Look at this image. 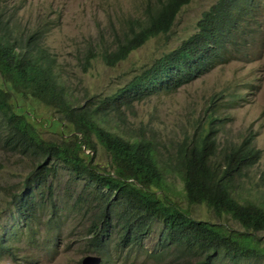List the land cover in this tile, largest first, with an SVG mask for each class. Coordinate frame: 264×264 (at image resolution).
<instances>
[{
	"label": "trees",
	"instance_id": "obj_1",
	"mask_svg": "<svg viewBox=\"0 0 264 264\" xmlns=\"http://www.w3.org/2000/svg\"><path fill=\"white\" fill-rule=\"evenodd\" d=\"M192 2H149L141 18L129 21V33L117 39L116 49L102 53L105 62L116 66L146 42L169 35ZM0 28L6 31L0 36V151L20 156L31 168L22 188L12 194L15 225H21L12 230L24 233L18 242L25 240L26 248L45 251L57 246L43 241L38 230L43 223L46 230L59 232L60 240L66 221L51 177L63 165L70 175L64 192L75 202L74 211L90 223L87 252L102 256L103 264H112L114 255L126 263L145 250L156 220L164 224L161 239L156 250L145 251L154 263L264 264V239L193 219L167 194L157 193L166 190L167 175L177 173L191 205L206 204L217 217L228 215L248 231H264V206L232 196L237 179L262 158V151L254 147L256 134L220 150L218 136L224 126L214 117V104L215 109L178 144L175 157L164 161L159 142L143 128L132 135L125 114L152 96L177 93L219 66L257 61L264 47V0H218L202 13L196 33L178 48L160 55L113 93L84 102L68 90L57 59L44 47L45 29H36L27 39H13L2 19ZM95 56H86L85 69ZM27 99L57 108L60 116L49 128L62 126L63 139H44L39 131L44 124L24 104ZM111 122L120 123L122 130L111 128ZM98 145L107 151L112 171L96 163ZM80 181L86 184L79 194L75 187ZM12 236L9 231L0 234V258L39 264L35 256L19 255V248L9 245Z\"/></svg>",
	"mask_w": 264,
	"mask_h": 264
},
{
	"label": "rangeland",
	"instance_id": "obj_2",
	"mask_svg": "<svg viewBox=\"0 0 264 264\" xmlns=\"http://www.w3.org/2000/svg\"><path fill=\"white\" fill-rule=\"evenodd\" d=\"M155 1L0 0V19L7 25L13 39H27L36 29H45L44 47L57 59V70L68 90L84 102L88 97L102 98L113 93L160 55L178 48L196 33L202 13L218 0H193L182 11L169 35L153 38L133 51L125 61L109 66L102 53L115 50L117 39L129 33V21L141 18L147 4ZM4 35L6 31L0 28V36ZM90 52L96 56L91 67L85 69V59ZM23 102L35 110L39 122L44 124L39 131L45 140L63 139L62 126L49 128L52 120L56 121L60 116L57 108L33 99ZM214 104L218 106L214 117L220 119L224 126L218 136L220 150L233 144L240 145L249 133L256 134L254 147L262 151V158L255 167L245 170V175L237 179V189L232 191V196L243 203L249 201L264 206V47L257 61H237L219 66L177 93L155 95L135 104L132 109L125 110L129 123L126 128L132 135H138L143 128L150 138L159 142V151L165 161L175 157L178 144L188 133H193L197 121L206 118L215 109V106L211 108ZM116 123L111 122L110 127H117L121 131L119 127L123 126ZM104 127L107 128L105 124ZM85 152L94 154L86 149ZM95 161L101 168L112 171L110 157L101 145H98ZM0 166L3 168L0 171V234L5 231L15 234L9 240V245L18 247L19 255L35 256L39 264H81L85 256L97 255L87 252L85 234L90 223L83 220V214L74 211L75 202L70 194L64 192L70 175L63 165H60L58 174L51 177L56 189L54 198L58 210L66 221L60 240L57 238L59 232L46 230L43 223L39 224L38 230L43 241L57 246L45 251L36 247L26 248L25 240L18 242L24 233L12 230L21 227L15 225L12 194L22 188L31 168L25 159L3 151H0ZM85 184V181H80L76 185L79 194L83 192ZM166 187L164 192L158 190V195L167 194L174 203L187 210L191 218L225 227L232 232L252 233L264 239V231H248L228 215L217 217L206 204L191 205L186 198L184 182L177 173L167 175ZM48 216L45 214L43 220L46 221ZM163 229L162 221H154L144 241L145 250L130 256L126 263L114 255L112 264H158L145 251L156 250ZM51 236L55 238L45 239ZM0 264L22 263L2 256ZM227 264H230L228 260Z\"/></svg>",
	"mask_w": 264,
	"mask_h": 264
},
{
	"label": "water",
	"instance_id": "obj_3",
	"mask_svg": "<svg viewBox=\"0 0 264 264\" xmlns=\"http://www.w3.org/2000/svg\"><path fill=\"white\" fill-rule=\"evenodd\" d=\"M103 257L100 255H87L83 258L81 264H103Z\"/></svg>",
	"mask_w": 264,
	"mask_h": 264
}]
</instances>
